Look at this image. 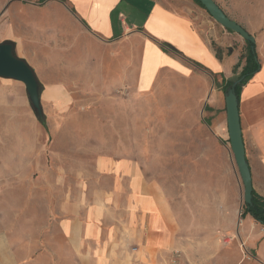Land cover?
Here are the masks:
<instances>
[{
    "label": "crops",
    "instance_id": "obj_1",
    "mask_svg": "<svg viewBox=\"0 0 264 264\" xmlns=\"http://www.w3.org/2000/svg\"><path fill=\"white\" fill-rule=\"evenodd\" d=\"M46 27L78 32L79 66L93 76L82 84H89L84 92L95 102L128 92L146 98L172 77L180 115L189 111L194 118V144L203 135L228 139L224 98L238 81L246 43L192 0H0V44H11L13 55L33 70L40 105L59 116L73 103L67 86L78 82L40 76L50 56L33 47L54 42L38 40ZM254 39L260 70L241 88L238 108L252 191L264 198V43ZM34 113L24 85L0 78V264H179L197 249L205 252L202 262L214 264L221 241L240 239L239 176L221 172L204 214L190 201L193 179L213 162L208 153L187 161L195 167L188 169V198L182 199L175 182L161 183L178 172L161 170L160 159L157 181H151L142 162L127 154L126 142L98 137L99 148L90 150L78 132L101 131L92 118L62 122L49 138ZM202 222L219 233L205 232L198 242ZM250 225L258 223L250 217Z\"/></svg>",
    "mask_w": 264,
    "mask_h": 264
},
{
    "label": "rangeland",
    "instance_id": "obj_2",
    "mask_svg": "<svg viewBox=\"0 0 264 264\" xmlns=\"http://www.w3.org/2000/svg\"><path fill=\"white\" fill-rule=\"evenodd\" d=\"M214 1L231 20L240 24L254 37L260 38L259 43H264V0ZM37 17L38 20H47L43 16ZM43 30H38V40L52 38L54 42L52 44L45 42L46 45L33 47L36 53L50 56V60L42 61V67L39 70L40 76L47 77L51 81L64 78L78 82L77 87L67 86L72 92L73 103L65 110L64 114L59 116L50 114L48 105L41 103L42 115L48 125L47 130L42 128L45 134L48 136L52 134L53 129L58 128L62 122L72 124L77 119L81 120L82 118L83 121H87L92 118L101 127L100 133L78 132L86 144H90L88 146L90 150L99 148L94 143L98 137L110 140L109 142L114 141L117 146L126 142L127 154L132 159L142 162L151 181H157L155 177L158 171L157 160L160 159L162 161L161 170L178 172L176 179H161V183H165V185L171 183L170 185H172V182H175V188L180 191L182 199L188 198V194L187 196L183 195V191L190 186L188 169L190 166L195 167L194 163L189 164L187 161L194 155L208 153L213 162L206 166L201 164L203 168L206 167L208 173L200 175V179H193L191 185L194 191L190 199L197 209L196 213L204 214L206 205L213 204L215 201V182L219 179L221 172L228 170L230 179L234 174L238 176L227 137L212 136L211 139H205L203 135L201 136L202 141L194 144L189 128L194 118L189 111L185 115H180L182 104L180 98L176 97L177 91H174L172 77H167L162 83H157L156 88L146 98L128 92L95 102L90 98V93L84 92V90L91 91L89 84L87 82L82 84L88 80L91 82L93 76L81 68V65L79 66L83 61L84 49L78 32L58 27H46V30ZM46 31H48L47 34ZM246 52L247 47L245 46L243 60ZM183 102L187 106L188 101L183 100ZM94 108H96L95 113H93ZM46 112L48 114H45ZM34 115L38 126H41L37 118L38 114L34 113ZM49 138L51 137L49 136ZM105 148L108 147L103 149ZM103 153L101 152V154ZM240 221L241 226L237 228L240 239L238 236H235V240L226 237L224 242L219 239L224 248L213 258L214 264H264V226L258 224L252 227L248 214L243 215ZM237 223H239L238 218L236 225ZM233 228L236 230L235 226ZM216 229L215 226L202 222L197 228V241L200 242L204 238L205 232L219 233ZM197 250L194 258L184 261L186 264H205L201 261L205 255L204 250ZM177 262L184 264L183 260Z\"/></svg>",
    "mask_w": 264,
    "mask_h": 264
},
{
    "label": "water",
    "instance_id": "obj_3",
    "mask_svg": "<svg viewBox=\"0 0 264 264\" xmlns=\"http://www.w3.org/2000/svg\"><path fill=\"white\" fill-rule=\"evenodd\" d=\"M212 20L225 30L240 36L245 42L255 44V39L242 26L228 18L214 0H197ZM0 78L22 83L31 107L38 115L42 114L39 99V86L32 69L21 59L13 55L12 45L0 44ZM236 84H234L235 86ZM232 86L225 94L226 127L230 151L239 176L244 206L251 205L252 182L242 138L238 100Z\"/></svg>",
    "mask_w": 264,
    "mask_h": 264
},
{
    "label": "trees",
    "instance_id": "obj_4",
    "mask_svg": "<svg viewBox=\"0 0 264 264\" xmlns=\"http://www.w3.org/2000/svg\"><path fill=\"white\" fill-rule=\"evenodd\" d=\"M46 0H37L38 3H42L45 2ZM61 2H64L65 0H58ZM194 3H196L199 7H201L202 9H204L202 7V5L197 1V0H192ZM230 32V31H228ZM232 33V32H230ZM246 43V47H247V52L246 55L244 57V65L241 68V72L239 74L238 77V81L236 83V85L234 86V92L236 94L237 100L239 102L240 99V92H241V88L248 83V81L260 70V63L258 60V56L256 53V45L252 44V43ZM5 44H9V43H5ZM11 45V44H10ZM163 49L165 51L167 50H172L171 48H165L163 47ZM173 51V50H172ZM229 53V51H228ZM216 55L219 57V50L216 49ZM240 60H243V56L240 58ZM231 87V85H227V87L223 88V90L226 92V89H229ZM38 121L41 125V127L45 130H47V125L45 122V118L43 117V115H37ZM252 195V199H251V205L248 206H244L243 212L241 214V217L245 214H248L253 220L254 222L258 223L261 226H264V198L258 196L257 194H255L253 191L251 193Z\"/></svg>",
    "mask_w": 264,
    "mask_h": 264
}]
</instances>
